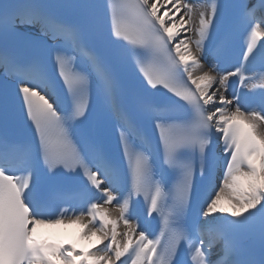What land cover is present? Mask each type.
<instances>
[{"label":"snow or ice","instance_id":"obj_1","mask_svg":"<svg viewBox=\"0 0 264 264\" xmlns=\"http://www.w3.org/2000/svg\"><path fill=\"white\" fill-rule=\"evenodd\" d=\"M8 44L0 264H264V0H0Z\"/></svg>","mask_w":264,"mask_h":264},{"label":"bare ground","instance_id":"obj_2","mask_svg":"<svg viewBox=\"0 0 264 264\" xmlns=\"http://www.w3.org/2000/svg\"><path fill=\"white\" fill-rule=\"evenodd\" d=\"M42 237L68 243L76 242L77 247L89 248L95 243V237L92 241H80L78 239L79 228L76 225H58L54 227H41L38 229Z\"/></svg>","mask_w":264,"mask_h":264}]
</instances>
